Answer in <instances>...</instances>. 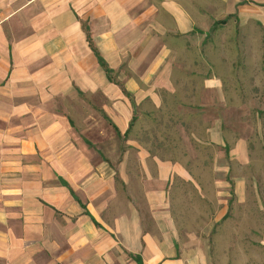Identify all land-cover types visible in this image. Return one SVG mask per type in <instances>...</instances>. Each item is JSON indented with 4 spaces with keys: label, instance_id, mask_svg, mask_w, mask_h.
Masks as SVG:
<instances>
[{
    "label": "crops",
    "instance_id": "0c3cea01",
    "mask_svg": "<svg viewBox=\"0 0 264 264\" xmlns=\"http://www.w3.org/2000/svg\"><path fill=\"white\" fill-rule=\"evenodd\" d=\"M0 264H264V0H0Z\"/></svg>",
    "mask_w": 264,
    "mask_h": 264
},
{
    "label": "rangeland",
    "instance_id": "374dc122",
    "mask_svg": "<svg viewBox=\"0 0 264 264\" xmlns=\"http://www.w3.org/2000/svg\"><path fill=\"white\" fill-rule=\"evenodd\" d=\"M255 64H256V62L254 63V65ZM239 65H240V63H239ZM238 94H239V97L237 96ZM238 94H232L233 99L236 100V98H239V100H242L243 103H244V93L243 94L242 93H238ZM250 94H252L254 96V101L256 102V99H257L255 97L256 93L255 92L254 93L251 92ZM258 98H259V96H258ZM261 98H263V97H261ZM169 100H170L171 104H173L172 101H175V99H172V98H170ZM260 101H262V100L260 99ZM254 105H255V103H254ZM249 108H245V109H242V110L235 111L233 126L236 129L242 128L241 127V123H240V118H243V119L247 118L248 121L246 120L245 122H247L248 123L247 125L250 126L249 130L251 131L252 129H254V131H251V132L256 133L255 132L256 111L258 109H256L255 107H249ZM188 111H189V109H180V108H178V106L176 107V105L173 108L168 109L167 110V112H168V116L167 117H169L168 118V120H169L168 126H164V125H162L161 122H157V117L156 116H158L160 114V112H161L160 110L157 111V112L154 111L155 113L153 112L152 114L148 115L149 123L140 124L139 132L142 131V132L146 133L147 136H148V139L150 140L151 143L153 142V139H156L157 142H160L158 137L161 136V134H160V133H162L161 130H164V128H166V127L169 128V131H168V133H169V135H168L169 136V145L172 146L173 148L172 149L169 148L168 153L169 154H174V156H168L169 161L176 162V161L182 159V158H180L178 156L176 157L175 156V152L177 151L178 145L183 142L184 137H185L186 144H188V145L190 144L189 143V138H191V134L193 132V128H192L191 124H187L186 121H185L188 118L187 117V112ZM206 111L209 112L210 110L207 109ZM218 115H221L220 110L218 111ZM151 123H153L155 125H152ZM182 128H184L186 130V133L181 135L180 133H182V131L180 130L178 132V130L182 129ZM178 136H179V138H178ZM190 141H192V140H190ZM208 147H209L208 141H205L204 143L200 144V149H202V151H201L202 152L201 159L206 164L208 163V158H209L208 154H206V150H207L206 148H208ZM218 149L219 148H217V150ZM221 159H222L221 163L223 164L224 157H221Z\"/></svg>",
    "mask_w": 264,
    "mask_h": 264
},
{
    "label": "trees",
    "instance_id": "16d2710c",
    "mask_svg": "<svg viewBox=\"0 0 264 264\" xmlns=\"http://www.w3.org/2000/svg\"><path fill=\"white\" fill-rule=\"evenodd\" d=\"M101 65L106 69V71L109 73L110 70L108 69L107 65L104 63L103 59L98 55Z\"/></svg>",
    "mask_w": 264,
    "mask_h": 264
}]
</instances>
